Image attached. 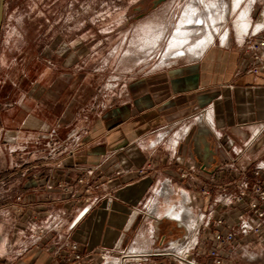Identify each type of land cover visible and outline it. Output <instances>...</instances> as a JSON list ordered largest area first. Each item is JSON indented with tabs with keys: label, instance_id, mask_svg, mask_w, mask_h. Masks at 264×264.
Here are the masks:
<instances>
[{
	"label": "crops",
	"instance_id": "obj_1",
	"mask_svg": "<svg viewBox=\"0 0 264 264\" xmlns=\"http://www.w3.org/2000/svg\"><path fill=\"white\" fill-rule=\"evenodd\" d=\"M245 21V32L264 24V0L249 1ZM246 39L237 31L224 43L218 38L199 52L186 51L136 78L125 95L77 137L74 128L65 140L58 136L60 125L72 126L68 116L51 127L56 134H46L47 129L35 133L50 140L35 163L21 165L27 169L34 164L36 174L21 181L19 194L35 213L41 212L43 221L34 229L25 224L0 230V264H99L102 251L119 254L129 249H154L155 264H188L162 254L183 241L194 247L190 261L211 264L209 251L218 246L215 228L203 227L201 217H224L227 223L237 217L235 204L220 202L222 188L233 191L234 183L227 177L213 182L214 172L226 161H235L241 170L264 162V68L257 75L251 72L253 54ZM201 129L210 132L208 141L216 154L211 170L202 169L195 151ZM219 137L233 149H221ZM85 170L94 172L89 194L76 184ZM259 180L264 183V172ZM60 181L69 192L58 186ZM203 189L209 195H203ZM14 206L10 217H15ZM28 214L32 210L25 209L19 222L26 223ZM1 216L6 219V205L0 207ZM163 219L171 223L161 224ZM216 229L226 232L224 227ZM71 243L78 244L81 260L68 250ZM221 254L224 264H264V239L239 236Z\"/></svg>",
	"mask_w": 264,
	"mask_h": 264
},
{
	"label": "rangeland",
	"instance_id": "obj_2",
	"mask_svg": "<svg viewBox=\"0 0 264 264\" xmlns=\"http://www.w3.org/2000/svg\"><path fill=\"white\" fill-rule=\"evenodd\" d=\"M156 1L7 0L0 29V207L6 205L0 230L25 224L34 229L43 221L41 212L35 213L29 205L25 209L32 215L20 223L23 216L17 203L21 181L36 174L34 164L27 169L21 165L35 163L50 140L36 138L35 133L47 129L46 134H56L51 127L68 116L72 126L57 128L60 140L73 128L76 137L81 135L96 124L98 114L125 95L136 78L180 53L173 38L198 0ZM200 1L197 14L210 25L212 18L216 21L219 31L214 42L223 34L246 35L250 0ZM191 30L197 31L183 48L190 50L187 54L200 51L202 40L209 41L206 26ZM45 124L49 128H43ZM13 204L15 217L11 218L8 212ZM164 223L171 221L163 219ZM135 252L156 253L154 249Z\"/></svg>",
	"mask_w": 264,
	"mask_h": 264
},
{
	"label": "built area",
	"instance_id": "obj_3",
	"mask_svg": "<svg viewBox=\"0 0 264 264\" xmlns=\"http://www.w3.org/2000/svg\"><path fill=\"white\" fill-rule=\"evenodd\" d=\"M245 34L247 35V47L253 54L250 64L251 72L257 75L264 68V36H261L264 34V24H255L253 27L249 26ZM218 38L221 43H224L228 39V34H223ZM212 42H214V39ZM218 139L221 149L228 152L233 149V144L227 141V139L223 137H219ZM263 172L264 162L256 164L250 170H241L233 160L222 162L214 172L212 176L213 182H223L224 178L227 177L234 183L233 191H237V193L233 194V191H228L227 187L224 186L220 202L227 203L228 205L235 204L237 217L232 223H227L224 217L207 218L205 214L201 217V220L204 222L203 227L215 228L213 238L218 246L209 251V257L212 259L211 264H224L221 250L226 245L234 242L239 236L253 234L264 239V183L259 180ZM93 174V170H85L77 178V185L82 188V193H91L93 187L90 177ZM250 175L253 177L251 178ZM238 176L241 177L239 181H237ZM58 186L68 192L70 191L64 181H60ZM209 193L207 189H203L202 191L203 195H209ZM86 202L89 203L90 198H87ZM17 203L21 207L18 209V212L21 214L24 213L25 208L30 204L23 196L17 197ZM216 227H224L226 232L216 229ZM184 242L177 244L173 251L162 254L176 257L188 264H197L189 260L194 247H188ZM68 250L76 261L82 259V253L79 250L78 244L71 243ZM152 256L153 253L141 254L135 251L116 255L112 251L105 250L99 254V264H155L152 261Z\"/></svg>",
	"mask_w": 264,
	"mask_h": 264
},
{
	"label": "bare ground",
	"instance_id": "obj_4",
	"mask_svg": "<svg viewBox=\"0 0 264 264\" xmlns=\"http://www.w3.org/2000/svg\"><path fill=\"white\" fill-rule=\"evenodd\" d=\"M243 0H238V2H242ZM223 3V2H222ZM244 3V2H243ZM242 3V4H243ZM199 4H202V1L198 0V1H195L194 2V5L191 10H189L186 14V20H183L181 22V24L179 25V29L177 30L176 32V35L174 36L173 38V41H172V44L173 46H177L179 47L180 49H178L176 51V56H181V55H184L185 54V51H184V47L188 44L189 40H190V37L192 35L195 34V32L197 31H189L190 29H200L204 26H206V29H207V34H208V38H209V41L207 39L205 40H202L201 44L198 46L199 49H203L205 48L210 42V40L213 39V37L215 36L216 33H218V29H216V21L212 18V21H211V25L209 23L206 22V19L200 15L197 14V12L195 11V8L197 6H199ZM241 5V4H240ZM191 7V6H190ZM240 8V7H239ZM242 8V7H241ZM208 9V8H207ZM194 10V11H193ZM250 11V10H249ZM201 12V11H200ZM251 12V11H250ZM186 13V12H185ZM247 16V14H245V17ZM250 18V17H249ZM240 19V18H239ZM243 19V18H242ZM218 27V26H217ZM220 27V26H219ZM243 28V27H242ZM205 29V28H204ZM245 29V28H244ZM205 33V32H204ZM206 34V33H205ZM204 38V37H203ZM201 41V40H200ZM190 51V50H189ZM199 52V51H198ZM187 209V208H186ZM176 247V246H174Z\"/></svg>",
	"mask_w": 264,
	"mask_h": 264
},
{
	"label": "water",
	"instance_id": "obj_5",
	"mask_svg": "<svg viewBox=\"0 0 264 264\" xmlns=\"http://www.w3.org/2000/svg\"><path fill=\"white\" fill-rule=\"evenodd\" d=\"M167 0H157L156 4H160ZM7 0H0V29L2 27L5 15V5ZM210 136V132L206 129H201L198 132V137L195 142V151L199 158V161L202 164L203 170H211L214 169L216 164V154L208 141V137Z\"/></svg>",
	"mask_w": 264,
	"mask_h": 264
}]
</instances>
